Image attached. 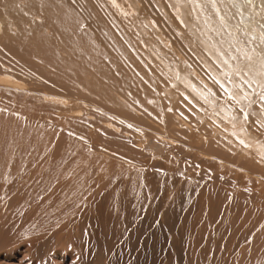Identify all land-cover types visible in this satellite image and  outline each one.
Instances as JSON below:
<instances>
[{"label":"rangeland","instance_id":"1","mask_svg":"<svg viewBox=\"0 0 264 264\" xmlns=\"http://www.w3.org/2000/svg\"><path fill=\"white\" fill-rule=\"evenodd\" d=\"M55 52L0 51L23 88L0 86V264H235L251 242L264 257L257 182L180 150L184 169L125 168L130 142L100 125V104L116 102L87 72L107 81L104 51Z\"/></svg>","mask_w":264,"mask_h":264},{"label":"bare ground","instance_id":"2","mask_svg":"<svg viewBox=\"0 0 264 264\" xmlns=\"http://www.w3.org/2000/svg\"><path fill=\"white\" fill-rule=\"evenodd\" d=\"M116 5L0 0V51H56L66 58L74 51H104L107 81L90 67L87 72L114 98L106 101L120 106L103 105V98L99 116L110 123H100L104 133L123 134L130 142L120 158L125 168L135 174L137 166L184 169L180 150L190 161L211 163L216 174L236 172L241 181L257 182L264 203V0H116ZM0 86L23 89L1 73ZM83 112L88 113L76 110L72 116L79 120ZM261 228L255 238H263ZM237 252L235 264H264L255 242Z\"/></svg>","mask_w":264,"mask_h":264},{"label":"snow or ice","instance_id":"3","mask_svg":"<svg viewBox=\"0 0 264 264\" xmlns=\"http://www.w3.org/2000/svg\"><path fill=\"white\" fill-rule=\"evenodd\" d=\"M111 3L113 4V6H117L116 5V0H111ZM216 83L219 85V87L224 91V93L226 94V95H228V97H229V99H233L232 97H231V94L228 92V89L227 88H225V86L223 85V84H220V82L219 81H216ZM246 83V82H245ZM249 87H250V85H249ZM247 95V93H245V96ZM260 99L262 100V101H264V95H261L260 96ZM245 118H247V116H246V114H245Z\"/></svg>","mask_w":264,"mask_h":264}]
</instances>
